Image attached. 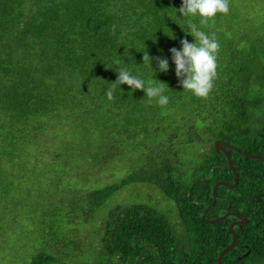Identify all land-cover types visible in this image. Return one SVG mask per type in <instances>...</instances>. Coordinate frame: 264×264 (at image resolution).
<instances>
[{"label":"trees","instance_id":"trees-1","mask_svg":"<svg viewBox=\"0 0 264 264\" xmlns=\"http://www.w3.org/2000/svg\"><path fill=\"white\" fill-rule=\"evenodd\" d=\"M181 6L182 0H0V264H65L60 229L64 214L71 215L61 214L52 196L45 206L55 207L39 210L36 184L52 182L54 165L106 170L115 163L127 177L81 192L84 198L98 207L128 182L148 181L174 201L182 231L155 206H116L99 234L107 264H218L232 234L228 218L208 219L226 207L248 221L235 228L236 246L222 263L264 264V161L228 148L238 185H220L207 209L214 184L234 181L216 140L264 156V0H230L229 13L203 28L220 43L207 98L183 91L175 74L170 49H181L185 38L195 42L186 32L189 19L199 24L183 17ZM143 51L168 59L169 71L159 72L153 60L154 75ZM121 67L166 83L169 103L149 102L126 84L108 100ZM195 144L201 159L188 179L181 158ZM67 176L63 171L59 179Z\"/></svg>","mask_w":264,"mask_h":264},{"label":"rangeland","instance_id":"rangeland-1","mask_svg":"<svg viewBox=\"0 0 264 264\" xmlns=\"http://www.w3.org/2000/svg\"><path fill=\"white\" fill-rule=\"evenodd\" d=\"M187 149V154L181 158V170L185 178H190L195 170L200 157L194 153L199 144H195ZM191 152V153H190ZM64 165H54L59 171L52 176L51 183L36 184L35 204L38 209L45 206L49 196L54 197L52 204L59 207L61 214L69 212L70 219L65 216V224L60 230L66 235L65 251L62 262L65 264H107V256L102 253L100 244L102 232V220L109 211L116 206L142 202L155 206L163 212L171 221L177 232L182 231L179 222V214L174 201L168 197L161 189L148 181H130L117 190L101 206L94 207V201L85 199L84 194L88 190L101 188L106 185L120 183L127 177L128 171L117 169L115 163L111 169L89 168L88 164H83L77 169H63ZM133 169V167H132ZM63 171L70 176L65 179L60 175ZM78 172V175L75 173ZM130 171V170H129ZM63 197V198H62ZM43 204V205H42ZM52 205L45 206L51 207ZM55 207V206H52ZM93 208H96L93 210ZM100 234V235H99ZM21 239H28L23 234ZM36 239V238H35ZM24 242V241H21Z\"/></svg>","mask_w":264,"mask_h":264},{"label":"clouds","instance_id":"clouds-1","mask_svg":"<svg viewBox=\"0 0 264 264\" xmlns=\"http://www.w3.org/2000/svg\"><path fill=\"white\" fill-rule=\"evenodd\" d=\"M185 18H199V24L189 19L188 34L195 38V42L190 43L187 38L180 41L182 48L170 49L172 61L175 64V74L179 80L183 91L191 92L198 98H207L214 88L217 78L218 54L220 43L214 32L207 33L203 30L209 25L217 14L227 15L230 11V0H182V6L177 9ZM143 64L150 66L155 75L156 70L152 64L155 60L159 72L169 71V61L164 57H152L148 51H143ZM117 63H119L117 61ZM117 80L111 82V87L107 90L108 100L114 98L117 86L128 85L132 91L142 90L146 93L149 102L158 98L157 102L161 106L169 103L170 97L165 95V84L162 81L156 83L153 77L148 80L143 79L139 74L134 73L127 67L116 70Z\"/></svg>","mask_w":264,"mask_h":264},{"label":"water","instance_id":"water-1","mask_svg":"<svg viewBox=\"0 0 264 264\" xmlns=\"http://www.w3.org/2000/svg\"><path fill=\"white\" fill-rule=\"evenodd\" d=\"M228 148H231L233 150L242 152L247 157L260 158L262 161H264V156L257 155V154H254V153H249V152H246V151H242L237 146H235L233 144H230L228 141L220 140V139L216 140L215 141V149L217 150V152L224 153L226 155V157L228 159L229 167L231 168V170L234 173V181L233 182H228V181H225V180H220V181H217L214 184V186H213V192H214L213 201L207 207V209H209V207L213 206V204L217 200V198L219 196L218 193H217V188L220 185H226L228 187H232V186H237L238 185V182H239V174H238V172H237V170L235 168L234 161L232 159V156H231ZM230 214L236 215L238 217V220L237 221H233L230 224L229 232L232 234V241H231V243L229 245H227L225 248H223L220 251L219 256H218V264H223L222 263V258L224 257V255L227 252L231 251L236 246L237 239H238V235H237V232L235 230V225L242 226V225L246 224V222L248 221V218L245 215H243V214H241L239 212H230V211H227L223 215L217 216V217H215L213 219H208V221H211V222H218L220 220L227 219ZM202 216L204 217V215H202Z\"/></svg>","mask_w":264,"mask_h":264},{"label":"flooded vegetation","instance_id":"flooded-vegetation-1","mask_svg":"<svg viewBox=\"0 0 264 264\" xmlns=\"http://www.w3.org/2000/svg\"><path fill=\"white\" fill-rule=\"evenodd\" d=\"M227 211H230V212H239V211H236V210H230L229 208L226 207V209H225L221 214H219L218 216L225 214ZM239 213H241V212H239ZM241 214H242V213H241ZM243 215H244V214H243ZM237 220H238V217H237L236 215L230 214V215L228 216V221H229L228 228L230 227L231 222H233V221H237ZM239 226H240V225H235V228H237V227H239Z\"/></svg>","mask_w":264,"mask_h":264}]
</instances>
